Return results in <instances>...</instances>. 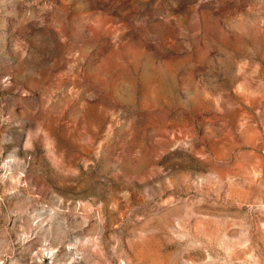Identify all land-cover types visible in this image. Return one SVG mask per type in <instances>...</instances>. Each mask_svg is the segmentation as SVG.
I'll return each instance as SVG.
<instances>
[{"label":"rangeland","instance_id":"rangeland-1","mask_svg":"<svg viewBox=\"0 0 264 264\" xmlns=\"http://www.w3.org/2000/svg\"><path fill=\"white\" fill-rule=\"evenodd\" d=\"M0 264H264V0H0Z\"/></svg>","mask_w":264,"mask_h":264}]
</instances>
